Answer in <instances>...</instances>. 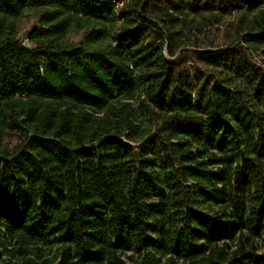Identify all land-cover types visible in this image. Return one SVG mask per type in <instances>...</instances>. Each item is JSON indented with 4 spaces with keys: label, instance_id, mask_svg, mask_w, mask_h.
<instances>
[{
    "label": "trees",
    "instance_id": "1",
    "mask_svg": "<svg viewBox=\"0 0 264 264\" xmlns=\"http://www.w3.org/2000/svg\"><path fill=\"white\" fill-rule=\"evenodd\" d=\"M199 2L0 0V264H126L130 249L137 264H264V68L247 60L264 26L191 50L246 79L248 103L183 66L176 22Z\"/></svg>",
    "mask_w": 264,
    "mask_h": 264
},
{
    "label": "rangeland",
    "instance_id": "2",
    "mask_svg": "<svg viewBox=\"0 0 264 264\" xmlns=\"http://www.w3.org/2000/svg\"><path fill=\"white\" fill-rule=\"evenodd\" d=\"M241 0H200L199 4H208L203 9H184L178 14L176 22L180 30L177 36V44L181 47L185 62L183 66L190 70L198 69L209 84L213 81L221 83L222 86L230 87L234 90H244L247 92L246 99L248 103H254V93L250 83L243 77H236L230 71L220 65L204 64L193 58L191 50L203 49H223L230 45H235L240 40L241 35L249 30H257L264 26V0H255L248 5L242 4L241 7L233 8V5L239 4ZM37 25L30 17H25L19 24L18 38L25 44L27 32L32 26ZM86 31L80 30L72 32L69 35V43L77 44ZM247 60L256 66L264 68V48H250L247 54ZM194 75L195 71H194ZM137 106V102H134ZM154 126L151 129H154ZM15 141L14 136L9 137V142ZM141 140L132 142L134 146L141 144ZM187 184L191 180L187 179ZM199 208L204 212L213 215L217 211L216 207L209 208L206 203L199 204ZM237 233L227 241L231 249L236 245ZM258 250L264 252V242L256 240ZM122 258L126 264H137L138 256L132 249L125 250ZM179 264V261L177 262Z\"/></svg>",
    "mask_w": 264,
    "mask_h": 264
},
{
    "label": "built area",
    "instance_id": "3",
    "mask_svg": "<svg viewBox=\"0 0 264 264\" xmlns=\"http://www.w3.org/2000/svg\"><path fill=\"white\" fill-rule=\"evenodd\" d=\"M114 6V9L117 11L120 6L126 3L128 0H110Z\"/></svg>",
    "mask_w": 264,
    "mask_h": 264
}]
</instances>
